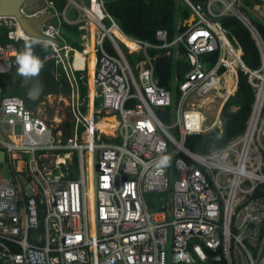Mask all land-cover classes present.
<instances>
[{"label":"built area","instance_id":"built-area-1","mask_svg":"<svg viewBox=\"0 0 264 264\" xmlns=\"http://www.w3.org/2000/svg\"><path fill=\"white\" fill-rule=\"evenodd\" d=\"M65 1L22 8L52 15L38 36L0 15L9 39L0 44V164L11 169L0 179V264H264V39L243 0H208L206 11L185 0L192 21L172 38L157 29L159 43L127 35L104 0ZM248 9L264 23V0ZM226 13L251 32L259 67L244 63L219 21ZM21 32L49 42L44 60H55L67 88L61 82L33 107L3 95ZM151 49L188 62L172 89L156 76ZM239 70L255 92L245 130L208 153L191 151L189 135L223 131ZM165 154L172 160L160 175L153 162Z\"/></svg>","mask_w":264,"mask_h":264},{"label":"trees","instance_id":"trees-1","mask_svg":"<svg viewBox=\"0 0 264 264\" xmlns=\"http://www.w3.org/2000/svg\"><path fill=\"white\" fill-rule=\"evenodd\" d=\"M106 7L114 19L118 22L122 30L129 36L148 40L153 43H159L156 38L157 29L164 28L169 32V38H172L176 32L185 29L184 22L193 14V10L185 0H104ZM194 5H200L206 11L208 0H189ZM259 0H243V7L246 14L256 25L264 39V23L257 19L248 9L253 3ZM222 8L220 2L214 4V9L219 11ZM221 24L227 29L228 35L232 40H236L243 50V61L246 66L255 69L260 65V54L258 46L249 29L234 14L226 13L219 17ZM178 25L180 28L178 29ZM8 27L0 25V44L9 41L7 37ZM166 49H151V53H158L155 60V73L160 83L172 89L174 77L177 75L179 80L184 79V73L189 70V64L182 57H174L173 54L167 55ZM210 61H215L217 53L207 56ZM7 79L2 80L4 87L3 95L11 94L7 89ZM62 92L67 90L65 81L62 79ZM255 98L254 88L248 81L247 74L239 70L238 89L233 96L225 103L222 109L223 131L218 127L206 133L189 135L186 140V146L196 153H208L216 149L232 137L242 133L245 130L247 120L251 114L252 105ZM236 106L237 109H233ZM161 118L169 121L166 114ZM76 162L72 167L75 168ZM73 172L70 177H76ZM44 229L43 223L35 230L32 235L41 233ZM34 241V240H33ZM13 248L20 251L19 247ZM202 264H227L224 259L215 261L212 257Z\"/></svg>","mask_w":264,"mask_h":264},{"label":"water","instance_id":"water-1","mask_svg":"<svg viewBox=\"0 0 264 264\" xmlns=\"http://www.w3.org/2000/svg\"><path fill=\"white\" fill-rule=\"evenodd\" d=\"M27 3H29V0H0V15L15 16L27 32L34 36H38L40 35L41 23L52 15L41 14L27 16L22 13V8H25ZM17 45L18 50L20 51L23 49L24 41H18ZM33 51L41 60H44L47 49L43 48L42 46L34 45ZM15 58L12 60L13 69L10 71L7 79L8 92L11 94L20 95L27 107H33L34 105L40 103L47 95H57L61 92V81L56 75V64L55 60L52 58L49 60H44V69L38 77V82L42 85V91L39 97L35 100L30 99L28 97V91L32 88L33 84L37 82V80H32L25 83L23 78L16 74L17 66L15 63ZM0 161H5V152L3 149L0 150Z\"/></svg>","mask_w":264,"mask_h":264},{"label":"clouds","instance_id":"clouds-1","mask_svg":"<svg viewBox=\"0 0 264 264\" xmlns=\"http://www.w3.org/2000/svg\"><path fill=\"white\" fill-rule=\"evenodd\" d=\"M20 40L24 41L23 49L19 51L15 58V63L17 66L16 74L23 78L24 82L37 80L33 84L32 88L28 91V97L30 99H37L42 91V85L38 82V77L44 69V60H41L33 51L34 45H42L43 48L47 49L49 47V42L46 40H40L37 38L30 39L28 35L21 32ZM171 156L160 155L153 162V167L157 174L163 175L165 170L171 164Z\"/></svg>","mask_w":264,"mask_h":264},{"label":"rangeland","instance_id":"rangeland-1","mask_svg":"<svg viewBox=\"0 0 264 264\" xmlns=\"http://www.w3.org/2000/svg\"><path fill=\"white\" fill-rule=\"evenodd\" d=\"M55 3L57 2L58 4H61V3H63V5L66 3V1L64 0V2H63V0H53ZM252 9V8H251ZM192 19H193V16L191 15L184 23L185 24H189L191 21H192ZM52 110L53 109H49L48 111H47V113H49V115H50V113H52ZM209 119L211 120L212 119V115L210 114V116H209ZM0 130H1V126H0ZM2 137L4 136L5 138H7V136H6V134L4 133V135H2V134H0ZM89 169H90V162H89ZM11 175V169L9 168V166L8 165H6V164H4V163H2V164H0V179H6V178H8L9 176Z\"/></svg>","mask_w":264,"mask_h":264},{"label":"crops","instance_id":"crops-1","mask_svg":"<svg viewBox=\"0 0 264 264\" xmlns=\"http://www.w3.org/2000/svg\"><path fill=\"white\" fill-rule=\"evenodd\" d=\"M64 2V0H63ZM58 7H62L64 6L63 3L58 4L56 2ZM46 6V3L44 2V0H29V4L27 5V8L31 11H35V10H39L41 8H44ZM21 164H19L18 166H20Z\"/></svg>","mask_w":264,"mask_h":264},{"label":"bare ground","instance_id":"bare-ground-1","mask_svg":"<svg viewBox=\"0 0 264 264\" xmlns=\"http://www.w3.org/2000/svg\"><path fill=\"white\" fill-rule=\"evenodd\" d=\"M91 46H92V45H91ZM93 58H94V54L91 55V61H90V73H92V59H93ZM90 85H91V87H92V79H90ZM108 120H114V117H109ZM100 126H101V128H105L106 123H105V122H101V123H100ZM89 192H90V196H92V189H91V187H90V189H89Z\"/></svg>","mask_w":264,"mask_h":264}]
</instances>
